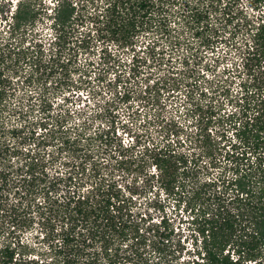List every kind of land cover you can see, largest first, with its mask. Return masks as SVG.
<instances>
[{"label": "trees", "instance_id": "1", "mask_svg": "<svg viewBox=\"0 0 264 264\" xmlns=\"http://www.w3.org/2000/svg\"><path fill=\"white\" fill-rule=\"evenodd\" d=\"M262 6L264 0H0V264H176L170 221L143 210L139 187L121 184L116 171L142 173L146 191L165 194L187 213L186 264H264V13L254 12ZM39 22L49 30L43 38ZM92 32L129 49L133 65L140 38H149L145 61L160 67L164 52L155 48L170 46L183 70L168 68L174 83L188 81L184 72L221 42L235 44L238 88L222 87L223 97L208 103L211 86L197 79L201 92L187 89L181 98L192 119L185 138L169 131L137 152L109 131L92 130L81 108H53L57 89L74 84L73 51L90 47ZM149 75L140 77L139 93L152 105L170 75ZM111 81L116 98L128 100L123 75ZM23 95L42 112L29 124L19 116Z\"/></svg>", "mask_w": 264, "mask_h": 264}, {"label": "rangeland", "instance_id": "2", "mask_svg": "<svg viewBox=\"0 0 264 264\" xmlns=\"http://www.w3.org/2000/svg\"><path fill=\"white\" fill-rule=\"evenodd\" d=\"M250 12L253 13V11ZM254 12L264 13V6L261 7L260 11ZM36 28L39 34L37 36L43 38L45 34L49 35V30L44 23L41 24L39 22ZM79 29L87 31V25ZM94 34L92 32V37L89 41L90 47L79 48L76 50L77 52L72 50L73 64L75 61L76 67L79 68L74 70L75 67H73L69 76L75 85L72 84L71 87H65L61 91L57 89L54 98L51 97L53 108L57 103H63L64 107L68 106L71 109L81 108L84 111L81 119L88 117L92 130L109 131L110 136L115 139L114 142L121 141L124 145L131 144L137 152L142 151L144 145L155 143L167 137L169 131L172 132L170 137L174 135V138L176 136L185 138V133L191 128L192 119L189 115H186L185 108H182L181 103L183 102H181V98H183L187 89L189 91L194 90L193 92L196 94L201 92V87H197V83H195L197 79H200L208 88L211 86L210 92L206 96L208 103L216 102L223 97L217 93L222 87L228 86L234 90L238 88L237 84L240 80L238 74L242 68L238 50L236 49L237 45L235 44L221 42L213 52H207L202 61H194L193 65L184 72L190 76L188 81L174 83L172 81L173 76L169 72L173 70L179 73L183 72V70L181 67L176 69L178 60H174V53H169L170 46L157 44L155 48L156 51L163 50L164 52V57L162 58L166 65L160 67V63H152L151 59L150 61H145V54L150 49L149 46L145 49L146 41L149 38L148 36L140 38L133 47L135 50L131 51V53L136 55L134 58L136 61H134L133 65L130 63L129 49L118 48L116 44L111 42L103 43L101 40H96L97 38ZM105 45L107 52L103 55L101 48L105 47ZM169 54L172 56V61H169ZM102 56H104L103 59ZM147 56L149 55L147 54ZM169 65H173V67ZM134 67L136 68L135 75L131 78L132 75L128 76L129 70ZM85 68L87 72L83 71ZM150 70H153V75H149ZM163 72H167L170 77L167 76L166 81L161 85L160 99L156 100L152 105L147 104L140 99L139 90L142 86L140 77L144 78L147 74L155 80L158 77H162ZM116 73L123 75V79L127 82L125 88L132 92L126 101L117 99L114 88L111 87V80H113ZM241 73L243 76L244 72L241 71ZM126 77L128 79H125ZM122 84L119 83V86H117V90L121 92L124 89ZM33 94L35 95L32 97L31 103L34 102L36 104L35 97L37 94ZM18 96L17 100H21L22 90H19ZM27 98V95H23L22 101L26 106L20 111L19 116L22 123L29 124L32 122V117L35 118L42 112L38 106L32 107ZM64 98L67 101L63 102ZM115 173L116 175H121L119 179L121 184L134 181L139 187V195H135L137 202L143 210H148L152 214L154 220H159L162 215L168 218L170 228H172L173 243L179 246L178 251H176V264H186L192 251L187 213L181 211L182 208L174 210L172 201L167 199L165 194L157 192L155 189L146 191L143 188L144 175L142 173L138 175L134 171L129 173L116 171ZM156 194L158 195L156 196ZM157 197L161 200L157 202L164 205L163 210L155 205ZM25 237L30 240L32 235L26 233Z\"/></svg>", "mask_w": 264, "mask_h": 264}]
</instances>
